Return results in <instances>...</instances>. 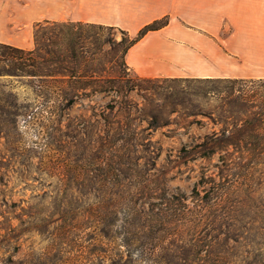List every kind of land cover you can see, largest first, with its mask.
Listing matches in <instances>:
<instances>
[{
	"label": "trees",
	"instance_id": "trees-1",
	"mask_svg": "<svg viewBox=\"0 0 264 264\" xmlns=\"http://www.w3.org/2000/svg\"><path fill=\"white\" fill-rule=\"evenodd\" d=\"M168 23V17L156 20L136 37L123 31L124 58ZM84 28L111 27L38 23L34 50L0 43V62L28 78L39 98L25 114L0 109V131L16 129L22 114L28 122L55 124L39 154L47 166L54 160L59 165L52 168H62L55 211L39 219L44 227L37 230L58 225L52 243L22 259V232L14 223L21 216L13 210L18 204L6 199L7 160L0 150V264H264V79H94L83 75L92 71L86 55L95 44ZM134 92L141 102L130 99ZM97 95L112 97L97 111L89 105V116L71 115L78 99ZM204 123L211 132L183 152L192 160L216 156L217 174L200 178L190 205L184 195H168L166 178L151 173L160 157L152 132ZM87 165L92 176L84 173ZM88 189L91 201L74 195ZM247 242L253 249L238 256Z\"/></svg>",
	"mask_w": 264,
	"mask_h": 264
},
{
	"label": "crops",
	"instance_id": "crops-1",
	"mask_svg": "<svg viewBox=\"0 0 264 264\" xmlns=\"http://www.w3.org/2000/svg\"><path fill=\"white\" fill-rule=\"evenodd\" d=\"M127 66L141 78L264 79V0H0V43L33 50L38 23L79 22L136 37Z\"/></svg>",
	"mask_w": 264,
	"mask_h": 264
},
{
	"label": "rangeland",
	"instance_id": "rangeland-1",
	"mask_svg": "<svg viewBox=\"0 0 264 264\" xmlns=\"http://www.w3.org/2000/svg\"><path fill=\"white\" fill-rule=\"evenodd\" d=\"M83 30L86 37H91L89 41L95 43L88 44L87 48L91 53L86 55V60L92 66V71L83 73V75L93 76L94 79L120 75L133 79L139 77L127 66L122 51L125 48L119 44L122 38L125 37V32L116 28L104 29L103 31L98 28H84ZM48 31L50 30L48 29ZM9 70L5 63L0 62V109L3 108L10 112L18 110L19 113L25 114L37 105L39 98L35 93L34 85L30 83L28 78L12 75ZM112 95H97L91 101L78 99L76 105L69 112L73 116H89L91 114L89 105L97 111L111 100ZM120 98L122 99L123 96ZM130 99L141 102V98L136 92L131 93ZM1 113L0 111V117ZM22 115L17 117L16 129L5 127L2 132L0 131V137H2L0 139V150L5 154L7 160V167L3 170L5 182L7 183L5 188L6 199L9 204L12 202L18 204L17 209L13 210L21 216V222L15 221L14 223L16 225L20 224L22 234L19 257L25 259L30 253L40 255L47 252L52 243L53 237L50 233L58 225H46L48 230L44 233L37 230L44 227L39 219L47 217L55 211L58 203L56 201L59 185L58 173L62 168L59 170L53 169L52 167L59 165L54 160L47 166L44 162H41L39 154V146L46 141L51 133H55L56 125L41 120V118L35 122H28L29 118ZM211 130L212 125L206 123L203 125L194 124L189 127L183 124L181 126L171 124L152 132V144L160 153V157L154 161L156 167L151 173L166 178L168 195H184L191 205L192 191L200 178L204 174H217L215 165L218 164V158L216 156L207 160L199 158L192 160L187 158L183 152L185 146L197 142L199 138L209 134ZM16 146L19 150L13 154L12 149ZM89 158V153L85 152V161L88 162ZM140 163L145 164V161ZM84 173L92 176L94 174L93 168L87 165ZM199 189L201 188L199 187ZM91 192L88 189L86 194L82 195L74 192V195L83 201H91L93 199V193ZM152 201L154 200L152 199ZM250 243H245V247L238 250V256L253 249V244ZM233 259L238 261L237 258Z\"/></svg>",
	"mask_w": 264,
	"mask_h": 264
}]
</instances>
